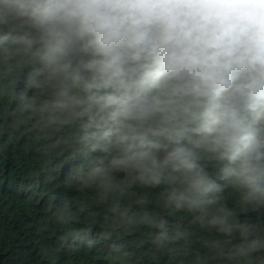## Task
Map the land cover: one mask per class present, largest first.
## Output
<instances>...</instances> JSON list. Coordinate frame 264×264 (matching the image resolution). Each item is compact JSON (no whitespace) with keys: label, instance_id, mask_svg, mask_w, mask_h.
<instances>
[{"label":"clouds","instance_id":"1","mask_svg":"<svg viewBox=\"0 0 264 264\" xmlns=\"http://www.w3.org/2000/svg\"><path fill=\"white\" fill-rule=\"evenodd\" d=\"M0 81L113 264H264V0H0Z\"/></svg>","mask_w":264,"mask_h":264},{"label":"trees","instance_id":"2","mask_svg":"<svg viewBox=\"0 0 264 264\" xmlns=\"http://www.w3.org/2000/svg\"><path fill=\"white\" fill-rule=\"evenodd\" d=\"M0 88V264H113L99 236L102 223L79 211L85 194L64 183L77 162L19 109L22 84L0 81ZM64 202L76 209L70 219L57 215ZM141 261L152 264L145 252L135 264Z\"/></svg>","mask_w":264,"mask_h":264}]
</instances>
